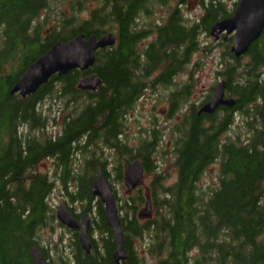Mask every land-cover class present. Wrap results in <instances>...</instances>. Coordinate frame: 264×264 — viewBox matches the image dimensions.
Wrapping results in <instances>:
<instances>
[{"label":"trees","instance_id":"trees-1","mask_svg":"<svg viewBox=\"0 0 264 264\" xmlns=\"http://www.w3.org/2000/svg\"><path fill=\"white\" fill-rule=\"evenodd\" d=\"M158 6L166 1L0 0V264H33L35 247L51 258L42 233L63 226L49 203L55 179L40 172L45 162L53 161L72 202L96 210L91 232L112 235L92 184L99 171L110 180L113 164L123 180L125 164L137 160L154 178L125 201L115 192L125 264H148L142 252L152 264H264V32L239 59L230 51L232 39L224 44L218 75L226 82L225 99L235 105L199 115L214 88L197 106L190 102L196 85L174 80L200 70L201 61L193 59L207 50L199 37L211 36L233 12L221 0L203 2L204 16L189 26L178 8L156 21ZM150 16L151 24L139 23ZM108 33L115 46L100 49L88 71L56 75L27 98L11 95L55 45ZM92 74L102 81L97 92L80 90L81 79ZM158 89L169 93L157 102L169 103L170 126L158 132L153 115V128L131 139L127 119L146 92ZM213 166L217 182L202 186ZM148 202L154 214L145 221L137 213ZM135 241L146 242L144 250ZM105 248L110 261L112 246ZM80 253L84 260L77 264H101Z\"/></svg>","mask_w":264,"mask_h":264},{"label":"water","instance_id":"water-1","mask_svg":"<svg viewBox=\"0 0 264 264\" xmlns=\"http://www.w3.org/2000/svg\"><path fill=\"white\" fill-rule=\"evenodd\" d=\"M263 32L264 0H241L233 15L216 23L211 28L210 35L214 37L215 41H219L222 35L225 36L224 41L232 36L230 51L239 59L247 54L250 47L261 38ZM116 42L115 35L108 33L101 38L95 36L86 38L84 35H80L68 43L55 45L30 66L12 90L11 95L19 94L23 98H27L36 94L56 75L64 76L74 70L88 71L95 64L97 52L100 49L115 46ZM101 84V79L96 74H92L82 78L78 88L82 91L97 92ZM225 92L226 82L221 81L215 88L211 100L200 109L199 115H213L220 107L232 108L235 105V100L225 99ZM144 173L143 164L139 160L125 164L124 184L129 192H133L142 184ZM92 194L95 198H99L105 207V219L116 240V260H126L128 256L115 190L110 180L101 171L92 184ZM150 210L151 203L148 202L146 213H141V217H149ZM56 217L62 225L80 233L83 249L90 252L89 217L86 216L81 222L76 221L64 203L57 207ZM32 260L33 264H48V260L37 247L32 250Z\"/></svg>","mask_w":264,"mask_h":264},{"label":"rangeland","instance_id":"rangeland-1","mask_svg":"<svg viewBox=\"0 0 264 264\" xmlns=\"http://www.w3.org/2000/svg\"><path fill=\"white\" fill-rule=\"evenodd\" d=\"M167 6L157 7L153 11V16L156 17L155 20L158 21L159 18L163 17L166 19L167 14L170 13L171 10L174 8L180 9L183 18L186 20L187 24L189 26H192L194 24H199L200 20L205 14V9L203 7V2L208 6L211 2V0H165ZM222 3L226 6V9L233 12L235 9V5L238 4L240 0H221ZM237 6V5H236ZM62 8V7H61ZM56 14V12H55ZM151 16L142 19L139 21V23H142L145 25L146 23L151 24L153 21H151ZM140 29V28H139ZM151 39H149L146 43L150 42ZM199 42L201 45L207 50V52H203L201 54H198L194 57L193 63L196 61H201V64L199 65L200 70H197L194 75L191 74V70L184 73V75L177 77V80L175 79L174 82L177 85L184 86L186 83L190 84H195L196 87L194 89V94L190 98V102L195 104L197 103V106H199L203 100L204 97L208 94V92L212 88H216L217 85L223 81V78L218 75L220 71L222 70L221 68V63L223 62L222 60V55L224 52V44L227 42L223 41H215V39L211 36H208L206 33H203L199 37ZM209 54L207 55V53ZM157 75L154 76L156 78ZM194 78L195 83L191 81V78ZM153 78V79H154ZM156 92H160V94L156 93L154 95V91L151 92H146L145 97L138 101L136 105V112L130 116V119H127L126 124L129 127L130 131V138L134 137L135 135L139 134L141 131L145 129H150L152 127V116L155 115L157 118L156 123L158 127V132L164 131L167 127L170 126V121L167 119V113H168V107L169 103H166V100H159L158 102L155 100L157 99H162L164 96L168 95L169 93L166 92L165 90L158 89ZM170 92V91H169ZM162 96V97H161ZM48 108V106H47ZM45 107V109H47ZM57 109L56 106L52 108L53 114H55V110ZM52 114V113H51ZM175 119L174 121H176ZM240 119H237V124L236 127H238V123H240ZM59 128V127H58ZM157 129V128H155ZM58 130V129H57ZM166 134V133H165ZM167 136V135H166ZM169 137V136H168ZM167 137V138H168ZM75 164L73 165V167ZM115 164L111 165L109 167V175H110V182L113 185V188L116 192V195L118 198L122 199L125 201V199H129L130 197H133L134 195L137 194V190L139 188L142 189V192L144 193L145 190L148 189V186L150 185L151 181L153 180L154 176L153 175H144L143 182L141 186L133 191L129 192L128 188L124 184V179L119 180L117 177V173L114 170ZM163 169H167L166 166H164ZM57 168L54 165L53 161H47L45 162L41 168L40 172L48 174L54 181H55V190L53 191L52 195L50 196L49 203L53 209L56 210L58 206L61 204H66L69 207H73L76 209V213L81 214L83 211V207L81 203H76L72 202L71 198L68 196L64 189V185L59 182V179L57 178V175L59 173L56 172ZM216 166L211 167L208 170V173L206 174L207 176L202 180L201 185L202 186H209L210 184H215L216 181ZM123 177H124V170H123ZM175 174L173 172L172 177H169V180L166 181V185H170L175 181ZM71 191L73 192L76 191V187H71ZM86 205V203H85ZM141 213H146V206L143 205L138 209V215H140V218L143 220H147L145 217H141ZM154 214V211L151 209L150 210V216ZM124 215V214H123ZM92 216L98 220V214L95 211H93ZM55 231H44L42 233V241L41 243L42 249L44 251H48L50 254V257L52 258V263L53 264H73L72 260H70L69 256L71 255V251L67 248L65 251H62L64 247H69L68 244L70 243L71 239V232H69L66 229H58L56 226L54 227ZM93 236H95L98 240L99 234L98 232L92 233ZM62 239V240H61ZM146 242H140V241H135V246L139 249L144 250V246H146ZM141 258L145 259L148 264H152L153 260L150 257H147L144 252L140 253ZM65 258L64 261L62 259Z\"/></svg>","mask_w":264,"mask_h":264},{"label":"flooded vegetation","instance_id":"flooded-vegetation-1","mask_svg":"<svg viewBox=\"0 0 264 264\" xmlns=\"http://www.w3.org/2000/svg\"><path fill=\"white\" fill-rule=\"evenodd\" d=\"M236 5L234 6L235 8H236ZM224 38H225L224 35L221 36V39L218 42H220V41H223L224 42ZM229 39H227V41ZM149 92H151V91H149ZM145 95H146V93L144 94V97H145ZM154 95H155V92H154ZM156 101L157 100H155V102ZM207 103H205V104H207ZM204 105H201L200 106L199 111H200V109ZM116 199H117V197H116ZM67 207H68V210L70 211V213L72 214V216L74 217V219L76 221L81 222V221L84 220V218L86 216H88L89 217V220H90V234H89V236H90V243H91L90 252H86L83 249V246H82L81 241H80V233L77 230L69 229L66 226L62 225L63 226V229H66L69 232H71V239H70V243L68 244L69 247H64V249L62 251H65L67 248L71 251V253H70L71 255L69 256L70 257L69 259L72 260L74 262V264L75 263L77 264V259L84 260L80 252H82L83 254L87 255L86 257H88V258L95 259V258L99 257L100 260H102L101 261V264H125L126 263V260L127 259L126 260L125 259H122V260H119L118 261L115 258V253H116V240H115L114 234L110 235V234H102L101 233V234H99L100 240L97 239L98 237L96 238L95 236H93V234H92L91 231H92V229H94V227H95V225L97 223V220L92 216L94 210H91L90 212H85L84 209H83V211L81 212V214H78L75 211L76 209H74L73 207H69V206H67ZM124 240H125V234H124ZM107 243L110 246H112V250H113L112 253H111L110 261H108L109 256H108V253H106V248H105ZM46 253L49 254L47 250H46ZM42 254L48 260V264H52L51 258L46 257L43 252H42ZM64 260H65V258L62 259V261H64Z\"/></svg>","mask_w":264,"mask_h":264}]
</instances>
